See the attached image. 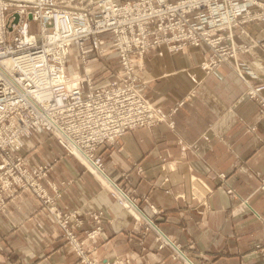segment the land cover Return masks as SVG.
I'll list each match as a JSON object with an SVG mask.
<instances>
[{
  "label": "crops",
  "instance_id": "crops-1",
  "mask_svg": "<svg viewBox=\"0 0 264 264\" xmlns=\"http://www.w3.org/2000/svg\"><path fill=\"white\" fill-rule=\"evenodd\" d=\"M247 29L254 34L235 35L236 43L250 45L238 57L258 80L264 79V26ZM206 53L204 46L170 53L160 45L145 54L147 67L139 73L138 87L148 101L172 111V126L165 121L124 133L105 150L103 172L128 189L144 219L152 220L195 264H264V115L251 100L236 99L245 84L231 62L204 74L199 62ZM31 141L38 143L28 154L23 151L27 163L46 164V179L64 183L60 207L77 208L82 215L102 209L112 218L95 255L124 254L131 264L180 261L169 256L171 243L159 247L158 232L144 234V224L135 225L128 211L100 188L95 174L54 139L38 133L24 147ZM34 153L36 162H31ZM39 207L31 191H20L0 214V264L74 261L60 228Z\"/></svg>",
  "mask_w": 264,
  "mask_h": 264
},
{
  "label": "built area",
  "instance_id": "built-area-1",
  "mask_svg": "<svg viewBox=\"0 0 264 264\" xmlns=\"http://www.w3.org/2000/svg\"><path fill=\"white\" fill-rule=\"evenodd\" d=\"M263 5L261 0H0V213L18 191L31 190L70 240L75 264H130L127 258L92 259L85 239H79L82 221L71 224L78 211L58 206L60 187L46 179V164L27 163L26 141L46 134L65 154L103 169L105 149L124 133L169 121L172 111L138 92L145 54L159 45L170 52L204 46L208 58L201 67L213 72L237 52L235 31L255 19L251 7ZM105 42L115 65L101 60ZM71 54L77 68L96 60L98 75L70 70ZM247 87L246 96L264 115V82ZM173 248L178 264L193 263Z\"/></svg>",
  "mask_w": 264,
  "mask_h": 264
},
{
  "label": "rangeland",
  "instance_id": "rangeland-1",
  "mask_svg": "<svg viewBox=\"0 0 264 264\" xmlns=\"http://www.w3.org/2000/svg\"><path fill=\"white\" fill-rule=\"evenodd\" d=\"M261 1H263L264 2V0H261ZM251 18H255V19H252V20H250L248 23H246L245 24V27L244 28H240V29H238V30H236L235 31V35L236 34H239V35H243V34H246V33H248L249 32V30L247 29V27L249 26V25H251V24H256L257 25V27L259 28V27H263L264 26V5L263 6H261V7H251ZM248 34H250L251 36L254 34V33H248ZM235 35H234V43H235V46L237 47H235V49H237L236 51V53L234 54V56L233 57H229L228 58V60H226L224 63H222L221 65H219L218 67H220V66H222V65H225V64H227V63H230L231 62V64H233V68H234V70L236 71V74L238 75V77L244 82V84H245V86H244V89H243V91L240 93V95L236 98L237 100H239V99H241V98H247V99H249V100H251L252 102H254L256 105H257V107H258V112H259V104L253 99V98H248L247 96H246V91H247V86H248V84H255V83H261V82H264V79H257L256 77H257V74L256 73H254L251 69L252 68H249L248 66H247V64H245V62H243V61H241L240 59H239V57H238V52H243V51H247L248 49H250V45H248V44H243V43H236V41H235ZM104 46H105V48H104V53H105V57L106 58H103V59H101L102 60V62L104 63V64H109V65H115L116 63H117V59H116V57H115V54H114V52L111 50V48H110V46H109V43L108 42H105V44H104ZM160 46V45H159ZM164 46V45H163ZM158 47V46H157ZM165 47V46H164ZM155 48V47H154ZM166 48V47H165ZM185 49V48H184ZM167 50V49H166ZM183 50V49H182ZM182 50H180V51H182ZM170 52V51H169ZM178 52V51H177ZM170 53H174V52H170ZM207 54V53H206ZM206 55H204L203 57H202V60L199 62V66H200V68L202 69V71L204 72V74L205 75H210L211 73H213V72H208V71H206L205 69H203L202 67H201V63L205 60V58L207 59L208 57H205ZM145 57V56H144ZM105 60H107V61H105ZM68 64H69V69L70 70H72L73 69V71L74 72H77V73H84L85 71H87V72H90L91 71V74L92 75H98V74H96L97 72H98V70L96 69V65H98V63H97V61L96 60H93V59H89L88 61H86V63H85V65H83V64H80V66L77 68L76 67V65L77 64H79V62L77 61V60H75V58H74V55L73 54H71L70 56H69V59H68ZM255 64H257V65H259L260 64V61H258V60H256L255 61ZM143 71L144 70H146V60H145V58H144V61H143ZM217 67V68H218ZM216 68V69H217ZM215 69V70H216ZM247 69V70H246ZM238 70H240L241 71V73L238 71ZM139 73H140V71L139 72H137V74H138V78H139ZM240 73V74H239ZM246 73L249 75V77L250 78H248V77H246ZM241 75V76H240ZM99 78H98V81L100 82L104 77H103V75H101V76H98ZM138 89V92L140 93V95H142L143 96V98L144 99H146V100H148L147 98H146V96L144 95V92H143V90L140 88V87H138L137 88ZM193 92H195V90H192L191 91V93H193ZM158 106H160V105H158ZM161 108H163V109H165L164 107H162V106H160ZM263 109H264V107H263ZM165 110H168V109H165ZM174 111V110H173ZM172 113V112H171ZM261 116H263V115H261ZM170 121V120H169ZM162 123V122H161ZM170 123H172L171 121H170ZM158 125V124H157ZM156 126V125H155ZM170 126H172V124H170ZM142 128H146V127H142ZM151 128V127H150ZM137 129H139V128H137ZM120 139V138H119ZM119 139H117L116 141H114L109 147H111V146H113L115 143H117V141L119 140ZM38 143V142H37ZM37 143L35 142V141H31L29 144H27V148H23V151L24 152H30V151H33V149L35 148V146L37 145ZM107 149V148H106ZM105 149V150H106ZM26 152V153H27ZM28 154V153H27ZM67 155V154H66ZM35 156H36V154L34 153V155L32 156V157H30L29 156V159H30V161L31 162H36V158H35ZM70 156V155H69ZM104 156H105V153H104ZM73 157V156H72ZM77 161H79L83 166H84V168L87 170V171H89L92 175H94L93 173H92V171H90L89 170V168L87 167V165L84 163V162H82L81 160H79L78 158H76V157H74ZM104 162V161H103ZM104 165V164H103ZM94 177L97 179V181H98V185L100 186V188L101 189H105L106 191H107V193L110 195V197L111 198H113L120 206H121V204H120V200H119V198L116 196V194H114L113 193V191L109 188V187H107L102 181H100L95 175H94ZM49 181H51V180H49ZM42 182H46V181H42ZM52 182H54V181H52ZM44 185H46V183H44ZM63 185H64V183L61 185H59V187H60V193L62 194V187H63ZM118 185V184H117ZM119 187H121V189L125 192V193H127V195L129 196V197H131L132 195H131V193H129L130 191L128 190V189H125L124 187H122V185H118ZM20 191H27V190H20ZM20 191H18L17 193H16V195L20 192ZM28 191H31V190H28ZM32 192V191H31ZM33 193V192H32ZM34 194V193H33ZM16 195L13 197V198H15L16 197ZM35 195V194H34ZM36 196V195H35ZM61 196V195H60ZM59 196V197H60ZM59 197L57 198V200H56V202H57V204H58V199H59ZM133 197V196H132ZM13 198H11L10 200H12ZM36 198L39 200V202H40V210L44 213V214H46L47 216H48V219L50 220V221H52L51 219H50V217H49V215H48V212H47V210L45 209V205L43 204V202H42V200L39 198V197H37L36 196ZM135 198V197H134ZM143 199L144 200H142L143 201V203L146 205V206H148L151 210H152V207H153V205L148 201V199L146 198V197H143ZM9 200V201H10ZM9 201H8V203H9ZM136 204H137V206H138V208L140 209V210H142L140 207H139V203H138V201L137 202H135ZM8 206V205H7ZM58 206H59V204H58ZM60 207V206H59ZM121 207H123L124 209H126L127 211H128V213L133 217V219H134V224L135 225H137V223H140V224H144V228H143V230H144V234H145V232H147V231H149V230H155L154 228H152L149 224H148V221L147 220H145L144 218H139V220H136L135 219V217L130 213V211L128 210V208L127 207H125V206H121ZM60 208H62V207H60ZM154 208V207H153ZM62 209H64V208H62ZM155 209V208H154ZM6 210H7V207H6V209L3 211V212H1L0 214H2V213H5L6 212ZM65 210V209H64ZM70 210H77L78 211V213H77V215H75V216H73V219H72V222H71V224H79V222H81L82 221V223H80V224H82L81 225V227H85V232H83V233H81V234H79V239H82V238H84L85 239V249H86V251H87V253L91 256V257H93L92 259H95V260H97V261H103V260H107V261H113V260H115V259H120V258H127L129 261H130V264L132 263V261H131V258L129 257V256H127V255H124V254H113V255H111V256H102V257H98V255H95V252H96V250L98 249V238H99V236L101 235V233H102V230H103V228H104V225H105V223H107V222H111L112 221V218L109 216V215H106L105 214V212L102 210V209H96V210H89V211H86V212H83L84 213V217L82 216V215H80V213H82V212H80V210H78L77 208H72V209H70ZM153 211V210H152ZM154 213H156L157 211H156V209H155V211H153ZM78 214H79V216H78ZM141 215H142V213H141ZM143 219V220H142ZM151 221V223H153V221L152 220H150ZM53 223H56V222H54V221H52ZM57 224V223H56ZM155 226H156V224L155 223H153ZM58 225V224H57ZM58 227H59V225H58ZM74 227H76V226H74ZM157 227V226H156ZM60 228V227H59ZM60 230H61V228H60ZM156 232V231H155ZM61 235H62V237H63V241H64V244H65V246L68 248V249H70L72 252H73V254H74V261L71 263V264H75L77 261H76V255H75V251L73 250V248L70 246V244H71V242H70V240L68 239V238H66V237H64V235H63V232H62V230H61ZM156 235H158V236H156V240H157V242H158V246L159 247H162L163 245H165L164 243L166 242L165 241V238L158 232V234H156ZM85 236L87 237V238H85ZM171 240V239H170ZM172 241V240H171ZM173 242V241H172ZM167 244V243H166ZM173 244L175 245V246H177V248L191 261V262H193L190 258H189V256L187 255V254H185V252L183 251V250H181L180 249V247H179V245H177L176 243H174L173 242ZM173 248V247H172ZM174 251L175 252H177L176 251V249H174L173 248V250H172V252L169 254V256L171 257V259H173V260H178L177 258H173L172 256H173V253H174ZM181 261V260H180ZM179 261V262H180ZM179 262H176L175 264H178ZM193 264H195L194 262H193ZM206 264H211V263H206Z\"/></svg>",
  "mask_w": 264,
  "mask_h": 264
},
{
  "label": "bare ground",
  "instance_id": "bare-ground-1",
  "mask_svg": "<svg viewBox=\"0 0 264 264\" xmlns=\"http://www.w3.org/2000/svg\"><path fill=\"white\" fill-rule=\"evenodd\" d=\"M153 104V103H152ZM167 121V120H165ZM162 121V122H165ZM169 122V121H167ZM78 156V155H77ZM80 158V160L82 162H84L87 167L89 168L90 171H92V173H94L95 175H97L101 181L107 186L109 187L114 194H116V196L119 198L120 200V204L121 206H125L128 208V210L130 211V213L135 217L136 220H139V218H144L143 214L141 215V212L138 210V208L136 207L135 202H133V200L131 198H129V196L127 195V193H125L122 189H120L121 187H119L117 185V183H114L113 181H111L103 172V169H97L94 166H92L88 161H86L84 158H82V156H78ZM148 221V224L154 228L156 227L153 223H151L150 219H146ZM156 232H159L161 235L162 233L159 231V229L156 227L154 228ZM163 236V235H162ZM164 237V236H163ZM165 240L167 241V243H171L174 247L175 245L168 240L166 237H164ZM186 260V259H185ZM187 261V260H186ZM188 262V261H187ZM189 263V262H188ZM189 264H193V263H189Z\"/></svg>",
  "mask_w": 264,
  "mask_h": 264
}]
</instances>
